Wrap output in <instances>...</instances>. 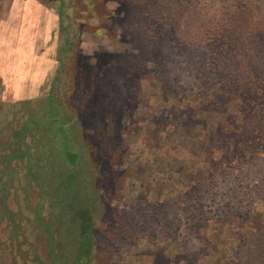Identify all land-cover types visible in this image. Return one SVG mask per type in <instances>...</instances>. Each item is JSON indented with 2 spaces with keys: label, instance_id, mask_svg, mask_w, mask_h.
Returning <instances> with one entry per match:
<instances>
[{
  "label": "trees",
  "instance_id": "1",
  "mask_svg": "<svg viewBox=\"0 0 264 264\" xmlns=\"http://www.w3.org/2000/svg\"><path fill=\"white\" fill-rule=\"evenodd\" d=\"M42 2L56 19L44 48L49 49L53 71L39 83H28L16 101L0 102V264H107L123 244L155 237L149 233L151 228L157 234L162 229L176 233L172 229L176 230L173 223L178 212H188L186 218L196 215L187 203L173 199L151 202L144 198L115 207L118 185L128 174L121 169L124 152L120 145L112 147L96 135L95 125L101 122L108 125L102 129L103 138L114 137L118 128L112 123L114 116L127 112L128 98L140 78L136 75H147L157 50L156 18L150 3L142 0ZM257 2L264 0H235L231 29L245 24ZM103 19L106 25L91 24ZM222 31L216 35L218 48L213 52L217 70L211 68L204 78L218 90L215 109L233 110L232 127L252 136V142L238 139L232 149L249 154L248 161L239 158L244 164L240 165L242 175L235 177L236 189L247 195V175L256 172L259 187L255 192L262 195L264 167L252 170L255 162L264 164V66L252 72L228 66L227 71L226 63L233 56L229 45L236 33L228 27ZM85 33L120 43L134 37L137 43L132 52L87 56L81 50ZM164 88L174 94L170 83L164 82ZM222 174L223 186L229 179L225 170ZM214 182L212 177L204 184L194 206L201 205L207 192L211 196ZM219 206L230 209L242 237L243 251L232 264H264V221L256 220L253 210L244 212L241 201L236 208L227 201ZM169 209L176 210L174 219ZM202 219L204 223L208 217L199 214L195 225L184 227L191 234L182 245L185 252L199 238ZM242 222L250 223V229L241 227ZM177 228L183 229L179 224Z\"/></svg>",
  "mask_w": 264,
  "mask_h": 264
},
{
  "label": "rangeland",
  "instance_id": "2",
  "mask_svg": "<svg viewBox=\"0 0 264 264\" xmlns=\"http://www.w3.org/2000/svg\"><path fill=\"white\" fill-rule=\"evenodd\" d=\"M42 1L0 0V102L16 101L28 83H39L53 71L49 49L44 48L56 19ZM142 1L150 3L156 18V56L147 66V75H136L140 78L128 98L127 112L114 116L112 123L118 127L114 137L101 135L108 125H95L102 142L112 147L120 145L124 152L121 169L128 174L118 185L113 205L120 209L144 198L151 202L173 199L187 203L196 215L186 218L188 212H178L174 219L176 210L169 209L176 229L172 232L176 233L162 229L157 234L151 228L149 233L155 237L123 244L107 264H188L189 260L192 264H232L243 251L242 237L230 209L219 205L227 201L236 208L241 201L244 212L253 210L256 220L262 222L264 191L262 195L255 192L259 187L256 172L247 175V195L236 189L235 177L242 175L240 165L248 161L249 154L232 149L238 139L252 142V136L232 127L236 122L233 110L215 109L213 98L218 90L207 84L204 73H210L211 68L217 70L213 59L218 48L215 38L224 27L237 34L229 45L233 56L226 63L227 71L229 67H244L252 72L264 66V2H257L250 18L236 30L239 26L231 29L229 25L235 0ZM91 24L106 25V20H93ZM82 40L81 50L87 56L104 51L132 52L137 43L134 37L120 43L90 33H85ZM218 67L223 69L222 63ZM164 82L170 83L174 94L164 88ZM237 124L242 121L237 120ZM109 130L113 131L111 127ZM254 164L252 171L264 167L262 161ZM223 170L229 180L222 186L219 177H223ZM212 177L216 182L211 196L207 192L201 199L203 206H194L198 203L194 198ZM199 214L208 220H201L199 238L185 252L182 245L191 234L184 227L195 225ZM178 224L183 229L178 230ZM250 225L242 222L241 227L250 229Z\"/></svg>",
  "mask_w": 264,
  "mask_h": 264
}]
</instances>
